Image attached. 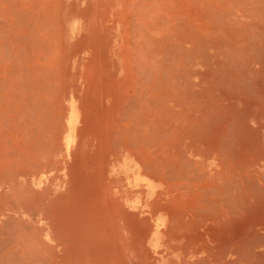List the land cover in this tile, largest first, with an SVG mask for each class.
I'll return each instance as SVG.
<instances>
[{
    "label": "rangeland",
    "instance_id": "obj_1",
    "mask_svg": "<svg viewBox=\"0 0 264 264\" xmlns=\"http://www.w3.org/2000/svg\"><path fill=\"white\" fill-rule=\"evenodd\" d=\"M162 1L164 5H161ZM139 4L152 11L159 6L170 7L166 0H14L17 13L14 27L18 28L16 32L19 35L25 34L24 38L28 34L29 54L13 58L14 77L20 72H26L27 76L23 79L17 74L20 78L17 77L15 82L19 91L22 82L27 81L26 93H17L14 118L21 113L24 116L13 120L12 150L0 153V257L3 259L13 257L18 262L28 261V264L34 259L32 264H171L162 258V246L156 242L159 227L155 220L157 205L144 199L139 191L143 189L140 174H152L156 169H152L155 167V146L153 142L148 143L147 138L137 137L133 123L136 120L129 119L134 115L137 101H143L148 94L152 96L147 85L154 82L153 78L145 79L152 69L148 67V60L144 61L146 57H142L144 64L139 58V47L145 40L142 37L148 33V38H151V33L157 34L150 20L164 27L169 18L164 12H157L153 14V20L144 19L145 14L140 13ZM176 6L171 10L176 15V21L172 17L173 28H181L188 21V26L192 24L190 26L194 28L197 19L193 15L194 9L189 8L192 12L188 14V11L180 10L179 3ZM202 7L204 13L211 10L207 9L206 1ZM215 11L213 15L218 16V11ZM3 12L4 7L0 4V14ZM180 12L183 13L181 16ZM190 26L180 36L177 31L178 35L174 32L173 36L182 37L192 29ZM136 30L145 34L140 36ZM161 34L156 37H161ZM161 56L166 57L159 54ZM25 106L31 107L29 112ZM24 129L28 135L22 133ZM38 131L42 135H38ZM128 135H133L135 140ZM136 138H140V142ZM144 155L148 159L146 163H143ZM10 158H16L17 163ZM149 163L152 165H147ZM130 166L133 171L127 169ZM134 171L138 173L133 174ZM135 176L137 182L134 181ZM60 213L71 217L88 214L104 221L91 222V227L83 232L72 229L65 231V236H58L63 232H58V222L53 219ZM44 214L52 220L41 221ZM9 215L26 217L28 222L12 219ZM59 224L61 227L64 224L69 226V222ZM73 224L79 225L80 222H70L71 226Z\"/></svg>",
    "mask_w": 264,
    "mask_h": 264
},
{
    "label": "bare ground",
    "instance_id": "obj_2",
    "mask_svg": "<svg viewBox=\"0 0 264 264\" xmlns=\"http://www.w3.org/2000/svg\"><path fill=\"white\" fill-rule=\"evenodd\" d=\"M205 1L207 9H211L207 13L202 9ZM166 3L170 4L169 8L159 6L153 11L139 4L140 13L145 14L144 19L153 20L157 12H164L169 19L164 27L160 22L161 25L150 20L157 34L151 33V38H148L150 33L146 31L148 34L142 37L145 38L141 42L143 46L136 43L141 46L140 61L144 64L148 60L149 66L147 63L146 66L152 69L145 79L153 78L154 82L150 85L146 82L152 96L148 94L144 100L141 97L143 101L139 103L136 99L134 115H131L133 111L130 112L132 117L129 118L136 120L133 123L137 137L147 138L148 143L153 142L155 146V167L152 169H156L152 174L139 173L143 187L139 191L144 199L157 205L155 220L159 222V229L156 242L162 246V258L171 264H264V0H166ZM177 3L180 10L188 11V14L189 8L194 9L193 15L197 17L194 28L190 24L192 29L180 39L177 37L189 27L190 21L181 28H173L175 11L172 13L171 10ZM0 4L4 7L0 14V153H4L11 148L13 120L24 116L18 111L23 116L17 113L18 117L14 118L17 93H26L27 81L22 82L19 91L15 82L17 77L26 79L27 76L26 72H20L14 77L13 58L27 57L29 36L27 34L24 38L25 34L22 36L16 32L14 0H0ZM220 8L224 11L221 12ZM214 10L218 11V16L213 15ZM34 23L39 25L37 21ZM174 32L178 36H173ZM142 34L139 33L140 36ZM158 34L162 36L156 37ZM159 54L166 57H159ZM142 57H146L144 61ZM30 108L25 106L28 112ZM25 134L28 135L27 132ZM133 135L128 136L135 140ZM142 159L143 163L148 161L145 155ZM14 160L17 163L16 158L11 159L12 162ZM150 163L147 165H152ZM127 169L133 171L132 166ZM10 251L12 254V249ZM10 254L7 255L12 256ZM4 258L0 257V264H28V261L18 262L13 257Z\"/></svg>",
    "mask_w": 264,
    "mask_h": 264
},
{
    "label": "crops",
    "instance_id": "obj_3",
    "mask_svg": "<svg viewBox=\"0 0 264 264\" xmlns=\"http://www.w3.org/2000/svg\"><path fill=\"white\" fill-rule=\"evenodd\" d=\"M60 199V198H59ZM58 199V200H59ZM58 204L61 205V203L58 201ZM64 204V203H63ZM9 217H12V219H19V220H22V221H25V222H28V219L25 217L24 219H22L23 216H20V215H9ZM50 220L52 219H49V215L48 214H44V216L41 218V221H45V222H49ZM53 221H56L58 222V225L56 226V229H58V232H63L61 235L58 233V236H65V231H68L69 230H76V229H79L81 230L82 232L86 229H89L87 227H91V222H102L104 221L103 219H94L92 215H88V214H80V215H77L75 217H71V215H65L64 213H60V214H57V217L56 219ZM66 223V222H69V226L66 227L65 224L61 227L59 223ZM70 222L71 223H78L80 222V224H73V226L70 225ZM42 229H47V228H43ZM62 229V230H61ZM54 231V230H53Z\"/></svg>",
    "mask_w": 264,
    "mask_h": 264
}]
</instances>
